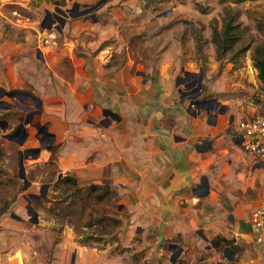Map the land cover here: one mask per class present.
<instances>
[{
	"label": "crops",
	"instance_id": "0c3cea01",
	"mask_svg": "<svg viewBox=\"0 0 264 264\" xmlns=\"http://www.w3.org/2000/svg\"><path fill=\"white\" fill-rule=\"evenodd\" d=\"M56 1L0 0L27 5L38 18L47 11L54 17ZM66 1L73 7L88 0ZM161 11L145 0H122L102 18L54 17L47 44L35 47L31 32L18 40L0 30V102L20 120L40 103L21 157L36 165L55 156L59 172L75 175L80 186L112 185L122 219L114 257L106 256L108 245H77L67 233L51 263L16 257L0 264H264L252 227L263 191L253 200L238 196L240 180L225 176L235 166L219 162L220 151L240 145L238 124L231 135L227 104L222 112L221 104L210 111L191 105L194 99L225 102L214 93L216 82L195 98L198 80H206L197 77L198 41L191 34L167 44L160 29L169 21ZM141 34L149 36V53L133 50ZM215 58L214 51L212 66ZM217 235L229 244L214 246ZM25 249L15 242L14 255Z\"/></svg>",
	"mask_w": 264,
	"mask_h": 264
},
{
	"label": "rangeland",
	"instance_id": "374dc122",
	"mask_svg": "<svg viewBox=\"0 0 264 264\" xmlns=\"http://www.w3.org/2000/svg\"><path fill=\"white\" fill-rule=\"evenodd\" d=\"M58 1L59 4L57 1L52 3L51 11H53L54 17L65 20L66 16L56 10L58 5L67 12H76L94 5L99 0L81 1L75 3L73 7L67 6L66 0ZM121 1L107 0L91 13L79 17L90 20L97 15L98 18H102L114 6L120 5ZM145 3L157 6L159 10H162V15L166 16L165 21H169L168 26L165 25L160 29L161 32L165 30L167 34V44L172 37L176 39L183 36V40L186 42L192 34L197 39V77L200 78L201 75H204L206 80L204 82L198 80L193 94L203 93L205 85L214 82L218 84L219 87L214 93L224 100L225 103H221V106L227 104L228 108L223 109H226V112L230 109L231 120L227 128L231 135L235 134L236 123L238 124L253 114L258 115L264 112V87L263 84L261 87L258 82L260 80L255 73L252 59L253 48L264 42V0H145ZM227 5H231L234 10L238 11L242 34L234 51L228 53L226 58L218 59L217 49L213 42V28L222 26L224 7ZM44 19L45 12H41L38 18L35 10L27 5L0 2V30L4 34L17 36L18 40H24L26 36L32 34L35 37L33 38V47L39 41L47 44L45 43L46 33H48L47 26H42ZM34 20L37 23H33ZM28 23H33V25ZM181 25L182 28H179ZM29 32L31 34H28ZM146 32H148L147 27ZM56 33L59 35L58 32ZM4 34L2 38L6 37ZM148 35L141 34L140 37L138 36L139 39L132 41L135 53L150 52V46L145 47L149 40ZM57 38L61 39V36ZM245 45H250L249 49L241 54H235V60H231L234 52ZM214 51L216 58L215 65L212 66L211 57ZM116 61L114 58L115 63ZM212 69L214 71L208 76V71H212ZM218 79H221V82L218 83ZM256 79L258 86L255 82ZM38 110L39 107L35 106L32 111ZM4 116H7L9 127L5 132L0 127V256L2 257L0 261L8 262L9 259L17 257L20 261L29 258L51 263L56 258L55 253L58 245L67 233L71 235L77 245H80L79 243L98 247L108 245L106 256L114 257V239L118 238L122 226L118 209L120 196L116 189L110 185L111 190L104 199H97L96 196L101 193L102 189L94 190L93 185L99 183L80 186L72 178L75 175L59 172L55 156L36 165L32 164L29 157L24 159L27 176L32 181L29 187L24 188V179L19 177L22 146L6 136L15 131L16 127L24 120L18 118L15 110L5 111L0 108V119H4ZM37 116L38 114H36ZM26 127L27 130L30 129V123ZM244 152L240 145L232 144L229 149L219 152V162L235 166L234 170L226 173L225 176L230 177L229 179L233 181L240 180L241 186L240 188L236 186L234 192L244 199L253 200L264 189V165H261L260 161L255 163L251 159V155ZM245 160L246 171L241 167ZM255 164H257L256 168L252 169ZM258 166H261L262 169L258 170ZM45 184L49 185L46 189L43 187ZM28 205L38 212L37 221L33 220L35 217L28 213ZM14 237H17V240ZM222 237L217 235L212 240H220ZM15 242L18 244V248L26 247L25 252L20 250L14 255ZM227 244L229 243L220 240L219 247Z\"/></svg>",
	"mask_w": 264,
	"mask_h": 264
},
{
	"label": "trees",
	"instance_id": "16d2710c",
	"mask_svg": "<svg viewBox=\"0 0 264 264\" xmlns=\"http://www.w3.org/2000/svg\"><path fill=\"white\" fill-rule=\"evenodd\" d=\"M242 29L241 23L238 21V11L234 10L231 5H227L224 7V14L222 16V26L213 28V42L217 49L218 59H224L227 57L228 53H232L236 48L237 42L241 39ZM250 45H245L241 47L238 51L234 52L233 55L241 54L249 49ZM200 49V48H199ZM231 60H235L236 55L233 56ZM252 59L255 68L257 69L258 78L263 84L264 87V42L257 44L252 51ZM73 180H78L75 177H72ZM77 185V184H76ZM75 185V186H76ZM94 190L102 189L101 193H99L96 197L99 200H103L106 194H108L111 190V187L108 183L94 184ZM89 189V188H88ZM87 189V190H88ZM92 190V191H94ZM224 241V243H229L228 239L222 237L220 239ZM220 240H212V244L214 246H220ZM224 246V245H223Z\"/></svg>",
	"mask_w": 264,
	"mask_h": 264
},
{
	"label": "water",
	"instance_id": "95a60500",
	"mask_svg": "<svg viewBox=\"0 0 264 264\" xmlns=\"http://www.w3.org/2000/svg\"><path fill=\"white\" fill-rule=\"evenodd\" d=\"M107 0H99L97 1L94 5H90V6H87L85 7L84 9L80 10V11H70V12H67L65 9L61 8L59 5L56 7V10L61 13L62 15L66 16V17H79V16H82V15H85V14H89L91 13L92 11H94L97 7H99L100 5H102L103 3H105ZM60 2L57 1V4H59ZM55 22V18L53 17L52 15V12L50 11H47V14L45 16V19L42 23V26L45 27L47 26L48 28L52 27V25L54 24ZM189 22V21H187ZM190 23V22H189ZM40 55L42 56V51L40 50ZM203 74V73H202ZM203 75H201V78H202ZM201 80V79H200ZM202 92H199L195 95V98L199 97L201 95ZM209 100H212L214 101L217 105H220V101H218L217 99L213 98V99H209ZM206 101L205 100H200V99H194L192 100L191 102V105H197V107L200 109V111L202 110H206V111H210L211 109H215V108H211V107H208L206 105H204V102ZM3 103H6L5 101H1L0 104H3ZM40 107V103L37 105ZM6 108V106H3V105H0V108ZM223 108L224 105H222V108L220 109V111L224 110ZM36 112H39L38 111H31L27 117L25 118V120L20 123V125L16 128V130L13 132V133H10V134H7L6 136L19 143L20 145H23L24 142L26 141L27 137H28V130H27V127L26 125L28 123H31V117L36 113ZM108 113L112 114L111 111H108ZM216 115V114H215ZM107 120H103L102 123H105ZM8 126H9V122L6 120V119H3L1 120L0 119V127L2 128V130L5 132L7 129H8ZM19 177L24 179V182H25V186L24 188H27L29 187L31 184H32V181L28 178L27 176V171H26V166H25V163H24V158H21V162H20V169H19ZM43 187L46 189L48 187V184H45L43 185ZM44 194V193H43ZM30 201V199H28ZM7 203V202H6ZM28 208V213L30 215H32L33 217H35V221H37V218H38V212L31 206V205H28L27 206ZM200 235L205 238L206 240H208V237L204 234L203 230H200L199 231ZM176 246V245H174Z\"/></svg>",
	"mask_w": 264,
	"mask_h": 264
},
{
	"label": "built area",
	"instance_id": "2783aa9c",
	"mask_svg": "<svg viewBox=\"0 0 264 264\" xmlns=\"http://www.w3.org/2000/svg\"><path fill=\"white\" fill-rule=\"evenodd\" d=\"M237 128L235 137L243 151L264 163V112L241 120ZM252 227L255 241L264 254V190L260 205L252 213Z\"/></svg>",
	"mask_w": 264,
	"mask_h": 264
},
{
	"label": "flooded vegetation",
	"instance_id": "af4514ba",
	"mask_svg": "<svg viewBox=\"0 0 264 264\" xmlns=\"http://www.w3.org/2000/svg\"><path fill=\"white\" fill-rule=\"evenodd\" d=\"M199 98V97H198ZM202 100V99H201ZM203 100H205V99H203ZM0 105H3V106H6V108H3L5 111H9L10 109L9 108H11V105L9 104V103H3V104H0ZM204 105H206V106H208V107H219L220 105H217L214 101H212V100H209V99H206V101L204 102ZM2 108V107H1ZM220 109L222 108V106H220L219 107ZM9 109V110H8ZM4 119H6L7 120V116H4L3 117ZM33 118V116L31 117V119ZM1 120H3V119H1ZM8 121V120H7ZM9 122V121H8ZM22 123V122H21ZM20 125V124H19ZM18 125V126H19ZM9 127V126H8ZM17 128V127H16ZM16 130V129H15ZM14 132V131H13ZM12 132V133H13ZM48 187H49V185H48ZM47 187V188H48Z\"/></svg>",
	"mask_w": 264,
	"mask_h": 264
}]
</instances>
